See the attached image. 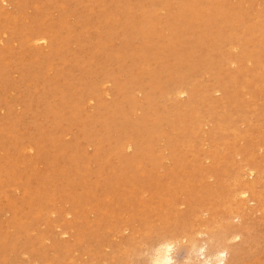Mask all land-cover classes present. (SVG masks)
Instances as JSON below:
<instances>
[{
  "label": "rangeland",
  "instance_id": "obj_1",
  "mask_svg": "<svg viewBox=\"0 0 264 264\" xmlns=\"http://www.w3.org/2000/svg\"><path fill=\"white\" fill-rule=\"evenodd\" d=\"M0 3V264H184L243 217L264 264V0Z\"/></svg>",
  "mask_w": 264,
  "mask_h": 264
},
{
  "label": "bare ground",
  "instance_id": "obj_2",
  "mask_svg": "<svg viewBox=\"0 0 264 264\" xmlns=\"http://www.w3.org/2000/svg\"><path fill=\"white\" fill-rule=\"evenodd\" d=\"M20 1V0H19ZM2 3H4V2H2ZM256 3V2H255ZM18 4V3H17ZM0 5H1V3H0ZM175 6V5H174ZM3 8V7H2ZM4 10H5V8H3ZM1 10V9H0ZM3 10V11H4ZM120 11V10H119ZM6 15V14H5ZM4 16V15H3ZM58 22V21H57ZM60 23V22H59ZM263 29V28H262ZM26 36V35H25ZM42 36V35H41ZM52 36V35H51ZM29 37V36H28ZM30 38V37H29ZM36 39H34V41H35ZM38 40V39H37ZM36 40V41H37ZM40 40H42V39H40ZM39 40V41H40ZM32 41V40H31ZM30 41V42H31ZM34 41H32V42H34ZM38 41V42H39ZM44 41V40H43ZM41 42V41H40ZM184 42V41H183ZM176 43H177V41H176ZM183 44V43H182ZM58 46V45H57ZM163 50V49H162ZM190 51V50H189ZM188 51V52H189ZM188 54L189 53H187V56H188ZM233 59V58H232ZM187 61H188V59H187ZM186 62V61H185ZM187 64V63H186ZM188 65H189V62H188ZM178 66V65H177ZM174 68V67H173ZM178 69V68H177ZM262 73V72H261ZM190 74V73H189ZM191 75V74H190ZM189 75V76H190ZM230 76V75H229ZM231 77V76H230ZM199 79H201V78H199ZM221 80V79H220ZM233 84H235V83H233ZM179 86H181V85H179ZM212 88V87H211ZM175 89H176V87H175ZM172 91V90H171ZM184 91V90H183ZM186 91V90H185ZM216 91V90H215ZM174 92H175V90H174ZM179 93V92H178ZM146 95V94H145ZM171 95H172V93H171ZM173 95H175V96H177V95H184L183 93H180V94H173ZM172 95V96H173ZM147 96V95H146ZM152 96V95H151ZM134 97V96H133ZM178 98V97H177ZM74 105V104H73ZM142 106V105H141ZM180 107H181V105H180ZM132 108V107H131ZM184 108V107H183ZM253 108V107H252ZM189 113V112H188ZM157 115H159V114H157ZM197 117V116H196ZM208 117V116H207ZM159 118H161V117H159ZM160 123V122H159ZM3 124H5V123H3ZM198 124H200V123H198ZM219 124V123H218ZM219 125H221V124H219ZM4 126V125H3ZM217 127L218 126H216V129H217ZM220 127H222V126H219V128ZM191 128V127H190ZM199 128H201V126H199L198 125V130H199ZM201 130V129H200ZM214 130H215V128H214ZM223 130V129H222ZM3 131V130H2ZM217 131V130H216ZM197 132V131H196ZM237 132V131H236ZM195 133V132H194ZM238 133V132H237ZM152 134V133H151ZM214 134V133H213ZM165 135V134H164ZM194 135V134H193ZM149 137V136H148ZM130 138V137H129ZM213 138V137H212ZM188 140V139H187ZM129 144V143H128ZM124 146H125V144H124ZM124 146H123V149H124ZM127 149V148H126ZM128 149H130L129 147H128ZM141 150V149H140ZM175 153V152H174ZM173 154V153H172ZM133 156V155H132ZM134 157H135V155H134ZM173 157V156H172ZM28 159V158H27ZM71 160V159H70ZM175 160H176V158H175ZM87 161H89V160H87ZM24 162V161H23ZM41 163V162H40ZM185 163V162H184ZM190 163H193V162H190ZM21 165V164H20ZM74 165H76V164H74ZM198 165H199V163H198ZM77 166V165H76ZM132 166V165H131ZM216 166H217V164H216ZM244 166V165H243ZM257 166V165H256ZM241 167V166H240ZM253 168H254V166H253ZM256 168V167H255ZM241 169V168H240ZM263 169V168H262ZM193 170H195V169H193ZM246 170H248V169H246ZM249 170H251V169H249ZM236 171H237V169H236ZM239 171V170H238ZM237 171V172H238ZM241 171V170H240ZM260 171H261V169H260ZM259 171V172H260ZM263 171H264V169H263ZM262 171V172H263ZM243 172V171H242ZM255 172H256V169H255ZM259 172H258V174H256V176L254 177V179H253V181H255V180H257L262 174H264V173H260L259 174ZM241 172H238V177L240 176L239 174H240ZM244 173V172H243ZM245 173H247V171L245 172ZM251 174H254V173H251ZM248 175H249V173H248ZM257 175H259V177L257 178ZM174 176H175V174H174ZM251 176V175H250ZM135 177V176H134ZM154 177V176H153ZM152 177V178H153ZM209 177V176H208ZM232 177H234V176H232ZM236 177V176H235ZM238 177H236V178H234L233 179V181L235 182V183H237L236 181L239 179ZM142 178V177H141ZM238 178V179H237ZM251 178V177H250ZM261 178H263V177H261ZM170 179H172V178H170ZM237 179V180H236ZM136 180V179H135ZM151 180V179H150ZM240 180H241V177H240ZM244 180V179H243ZM243 180H242V182H243ZM248 179H245L244 180V182H246ZM261 180V179H260ZM252 181V180H251ZM252 181V182H253ZM239 182V181H238ZM243 182V183H244ZM250 182V181H249ZM257 182V181H256ZM262 182V181H261ZM151 183V182H150ZM234 183V184H235ZM241 183V182H240ZM239 183V184H240ZM238 184V183H237ZM245 184H249V183H245ZM245 184H244V186H243V184H242V186H243V188H242V186L240 187V190H237L234 194H236V193H238V191H241V189H244L245 188ZM147 185V184H146ZM50 186V185H49ZM184 186V185H183ZM252 187L254 186V185H251ZM250 186V187H251ZM170 187V186H169ZM246 187H247V185H246ZM249 187V188H250ZM251 187V188H252ZM199 188V187H198ZM248 187H247V189H245V190H243L242 192H241V195H243V196H245V195H247V194H249V190L251 189H249ZM154 189V188H153ZM168 189V188H167ZM200 189H202V188H200ZM249 189V190H248ZM169 190H171V189H169ZM188 190V189H187ZM189 190H191V189H189ZM252 191H253V189H252ZM161 192V191H160ZM205 192V191H204ZM207 192V191H206ZM135 193V192H134ZM251 193V192H250ZM256 193V192H255ZM200 194V193H199ZM239 194V193H238ZM238 194H236L237 196H238ZM261 194V193H260ZM259 194V195H260ZM38 195V194H37ZM126 195V194H125ZM132 195V194H131ZM231 195V194H230ZM230 195H229V198H230ZM40 196V195H39ZM124 195H122V197H123ZM242 196V197H243ZM248 196V195H247ZM196 197V196H195ZM40 198H41V196H40ZM189 198H190V196H189ZM135 199V198H134ZM196 199V198H195ZM199 199V198H198ZM235 199H237V197L235 198ZM238 199H239V202H240V196L238 197ZM248 199V198H247ZM127 200V199H126ZM225 200H229V199H225ZM244 200H246V199H244ZM40 201H41V199H40ZM45 201V200H44ZM231 201V200H230ZM234 201V200H233ZM246 201H248V200H246ZM250 201V200H249ZM248 201V202H249ZM252 201V200H251ZM137 202V201H136ZM236 202V201H235ZM242 202V201H241ZM244 203H245V201H243ZM190 203V202H189ZM132 204H133V201H132ZM116 205V204H115ZM125 205H127V204H125ZM171 205V204H170ZM173 206V205H172ZM228 206V205H227ZM169 207H171V206H168V208ZM132 208V207H131ZM167 208V209H168ZM172 208H174V206L172 207ZM231 208V207H230ZM239 208V207H238ZM227 210H228V208H226ZM232 209H234V208H232ZM235 209H237V207L235 208ZM169 210V209H168ZM223 211V210H222ZM234 211V210H233ZM239 211V210H238ZM238 211L236 212V213H238ZM167 211H165V213H166ZM242 212H243V210H242ZM176 212H174V214H175ZM228 213V214H227ZM235 212H233V214H234ZM236 213L234 214V216L236 215ZM246 213V212H245ZM244 213V214H245ZM130 214H133V213H130ZM167 214V213H166ZM168 214H170V216H171V212H169ZM177 214V213H176ZM175 214V215H176ZM200 214H202L201 212H200ZM206 214V213H205ZM226 214L227 215H229V216H231L230 214H232V212H231V210H230V213L229 212H226ZM233 214H232V218L234 217L233 216ZM243 214V213H242ZM247 214V213H246ZM197 215V214H196ZM202 215H204V214H202ZM238 215H239V213H238ZM168 216V215H167ZM187 216V215H186ZM190 216V215H189ZM237 216V215H236ZM195 217V220H196V217L197 216H194ZM204 217V216H203ZM221 217V215L219 216V218ZM238 217H240V216H238ZM237 217V218H238ZM246 217H248L247 215H246ZM245 217V218H246ZM115 218V217H114ZM132 218H134V217H132ZM137 218V217H136ZM226 218H230L231 219V217H225V219ZM235 218V217H234ZM237 218H236V220H237ZM244 218V217H243ZM243 218H238V221H236V222H234V223H230V221L227 219V221H229L228 223H227V221L225 222V224L227 223L228 224V226H229V228L228 227H226V225H224L223 227H222V220H224L225 221V219H221V225L219 226V225H216L215 224V222H214V224L216 225V226H219V228L220 227H222V228H220L217 232H211V231H208V228L210 229V227L208 226V228L206 229L207 230V232H206V235H203L202 233V229H204V228H202V229H200L202 226H200V227H198L199 228V230L202 232H200V231H195V229L196 228H191V231H189V233H188V236L185 234L184 236H187V237H189V238H191V239H188L187 241H186V243H188V245H189V243L191 242L192 244H191V247L189 248L190 249V252H188V255H187V257H186V259H185V262H184V264H234V261H235V259H236V255H237V253L239 252V250H240V248L244 245V244H246L247 243V240L249 239V237H248V229H247V227H245V222H243L242 221V219ZM218 219V218H217ZM129 220H131V218L129 219ZM128 220V221H129ZM135 220V219H134ZM194 220V219H193ZM220 220V219H219ZM247 220V219H246ZM115 221V220H114ZM116 221H117V219H116ZM115 221V222H116ZM128 221H126L127 223H128ZM214 221V220H213ZM231 221H232V219H231ZM235 221V220H234ZM132 222H133V219H132ZM180 222V221H179ZM191 223H192V221H190ZM233 222V221H232ZM119 223H121V222H119ZM129 223H130V221H129ZM175 223V222H174ZM174 223H172V224H174ZM202 223V222H201ZM217 224H219L218 222H216ZM172 224H171V226H172ZM224 224V223H223ZM175 225V224H174ZM191 225V224H190ZM201 225H203V224H201ZM212 225H213V223H212ZM129 226V225H128ZM154 226V225H153ZM196 226V225H195ZM194 225H192L191 227H195ZM216 226H215V228H216ZM122 227H125V226H122ZM130 227H131V224H130ZM146 227V226H145ZM197 227V226H196ZM207 227V226H206ZM214 226H212L211 227V229L213 228ZM158 228V227H157ZM148 229V228H147ZM150 229V228H149ZM148 229V230H149ZM161 229V228H160ZM167 229V228H166ZM251 229V228H250ZM121 230V229H120ZM168 230H170V229H168ZM167 230V231H168ZM190 230V229H189ZM195 232H194V231ZM213 230V229H212ZM125 231V230H124ZM193 231V232H192ZM77 232V231H76ZM118 232H120V231H118ZM158 233H159V231H157ZM162 232V231H161ZM165 232H166V230H165ZM188 232V231H187ZM201 233L202 234V236H204V237H201V236H199L198 235V233ZM205 232V231H204ZM149 233V232H148ZM151 233V232H150ZM190 233H191V236L192 237H190ZM115 234H118V233H115ZM162 234V233H161ZM181 234V233H180ZM119 236L121 237V234H119ZM162 236H163V234H162ZM159 237V239H158V241L157 240H155V241H157L156 242V244L153 246V248H150V249H152V252H149L150 253V257H149V255H148V257L150 258H148L147 260H146V262H147V264H179L178 262L176 263V260L174 259V257H173V253H174V250L175 249H177V248H175V246H176V243H178L179 244V242H176V241H174V240H172V238L174 237H171V238H169V237ZM178 236H180V235H178L177 234V236L176 237H178ZM181 236L182 237H184L182 234H181ZM180 236V238H182ZM116 237V236H115ZM130 237V236H129ZM149 237H151V235L149 236ZM175 237V238H176ZM237 237H239V239H236ZM131 238V237H130ZM130 238H128L130 241H132ZM147 239H148V237H147ZM154 239V238H153ZM134 240V239H133ZM185 240V239H184ZM190 240V242H188ZM192 240V241H191ZM259 240V239H258ZM150 241H151V238H150ZM180 241V240H179ZM127 242H128V240H127ZM126 242V243H127ZM134 242V241H133ZM181 242H183L182 240H181ZM131 243V242H130ZM185 243V242H184ZM54 244V243H53ZM63 243H61V245H62ZM65 245V244H64ZM63 245V246H64ZM117 245V244H116ZM135 245V244H134ZM149 245V244H148ZM255 245V244H254ZM12 246V245H11ZM56 246H58V245H56ZM55 246V247H56ZM132 246V245H131ZM131 246H129V247H131ZM145 246V245H144ZM144 246H143V248H144ZM150 246V245H149ZM185 246V245H184ZM125 247H127V246H125ZM129 247H127V249L129 248ZM134 247V246H133ZM132 247V248H133ZM177 247V246H176ZM181 247V246H180ZM186 247V246H185ZM18 248V247H17ZM59 248V247H58ZM116 248H118V247H116ZM131 248V249H132ZM245 248V247H244ZM252 248V247H251ZM136 249V248H135ZM134 249V250H135ZM188 249V250H189ZM250 249V248H249ZM64 250H65V248H64ZM67 250V249H66ZM117 250V249H116ZM133 250V249H132ZM145 250H146V248H145ZM149 250V249H148ZM34 251V250H33ZM128 251V250H127ZM127 251H126V253H127ZM141 251V250H140ZM140 251L138 252V253H140ZM151 251V250H150ZM249 252V251H248ZM16 253V252H15ZM31 253V252H30ZM117 253H119V252H117ZM116 253V254H117ZM137 253V252H136ZM113 254H114V252H113ZM122 254V253H121ZM132 254V253H131ZM130 254V255H131ZM242 254H243V252H242ZM129 255V254H128ZM134 255H136V254H134ZM147 255V254H146ZM17 256V255H16ZM123 256V255H122ZM125 256V255H124ZM140 256V255H139ZM42 257V256H41ZM131 257V256H130ZM142 257V256H141ZM37 258V257H36ZM115 258H116V255H115ZM124 258H126V257H124ZM147 258V257H146ZM145 258V259H146ZM120 259H121V257H120ZM120 259H119V261H120ZM128 259H131V258H128ZM137 259V258H136ZM135 259V260H136ZM14 260H16V259H14ZM28 260V259H27ZM148 260H149V262H148ZM38 261H40V259H33L32 260V263L34 262H36V264H37V262ZM44 261V260H43ZM132 261V260H131ZM182 261V260H181ZM184 261V260H183ZM72 262V261H71ZM139 262V261H138ZM26 263V262H25ZM24 263V264H25ZM55 263V262H54ZM135 263H136V261H135ZM264 263V262H263ZM18 264V263H17ZM22 264V263H21ZM79 264V263H78ZM121 264V263H120ZM127 264V263H126ZM137 264V263H136ZM242 264H243V262H242Z\"/></svg>",
  "mask_w": 264,
  "mask_h": 264
},
{
  "label": "clouds",
  "instance_id": "obj_3",
  "mask_svg": "<svg viewBox=\"0 0 264 264\" xmlns=\"http://www.w3.org/2000/svg\"><path fill=\"white\" fill-rule=\"evenodd\" d=\"M236 239H239V237H237Z\"/></svg>",
  "mask_w": 264,
  "mask_h": 264
}]
</instances>
